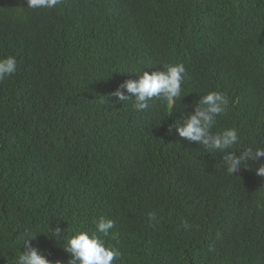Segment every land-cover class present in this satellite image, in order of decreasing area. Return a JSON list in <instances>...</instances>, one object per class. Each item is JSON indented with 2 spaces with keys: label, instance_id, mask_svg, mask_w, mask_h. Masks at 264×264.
<instances>
[{
  "label": "trees",
  "instance_id": "trees-1",
  "mask_svg": "<svg viewBox=\"0 0 264 264\" xmlns=\"http://www.w3.org/2000/svg\"><path fill=\"white\" fill-rule=\"evenodd\" d=\"M200 1L139 0L149 28L140 32L121 8L129 0H78L90 17L103 15L85 30L60 7L0 0V57L17 60L0 81V264H15L29 234L39 254L69 264L66 237L95 230L101 216L115 222L103 237L122 253L113 264H264V177L255 172L264 157L230 175L222 153L169 130L216 90L228 105L213 130L235 127L237 154L264 147V0H232L236 29L193 67L181 52L204 15ZM174 7L186 12L183 28ZM168 63L190 76L172 109L153 98L137 111L111 95Z\"/></svg>",
  "mask_w": 264,
  "mask_h": 264
},
{
  "label": "clouds",
  "instance_id": "clouds-1",
  "mask_svg": "<svg viewBox=\"0 0 264 264\" xmlns=\"http://www.w3.org/2000/svg\"><path fill=\"white\" fill-rule=\"evenodd\" d=\"M218 3L216 0H203L197 5L204 11L196 22L192 24V39L181 52L182 58L193 67L203 65L204 58L219 49L220 41L225 31L229 28L236 29L237 22L230 19V4ZM78 0H26V7L31 9H55L60 7L64 20L72 25L82 27L83 30L94 25V22L103 20L92 18L84 8H76ZM139 0H129L127 7H121L127 19L134 24L138 31H142L147 15H141L137 11ZM164 7H169L168 4ZM174 15L177 28H183L180 20L185 16V10L174 7ZM149 29V28H148ZM184 39V31L177 41L178 46ZM17 71L16 57L8 55L0 57V81L11 77ZM136 79L124 80L112 93L120 102L132 101V106L137 111L149 108V101L153 98H161L171 107L180 100L182 84L190 79V76L182 63H168L162 65V69L137 71ZM228 100L225 95L216 90L207 91L199 96L192 104V111L178 118L174 125L179 137L189 142H196L211 152L222 153L224 167L228 174L233 175L241 166H247V161L264 157V147L244 148L240 154L236 153L234 145L239 142L238 130L235 127L223 128L214 131L217 117L226 111ZM186 107V106H185ZM256 175L264 177V163L255 169ZM149 223H159L157 214H148ZM185 231L192 227L186 220L182 221ZM115 222L105 216L95 221V230H76L65 239L63 249L70 254L69 264H113L120 259L121 251L112 246H107L104 236H108ZM51 237L62 235L59 227L52 229ZM35 235L24 236V248L19 250L15 258V264H53V261L38 253L31 243ZM55 264H61L56 261Z\"/></svg>",
  "mask_w": 264,
  "mask_h": 264
}]
</instances>
